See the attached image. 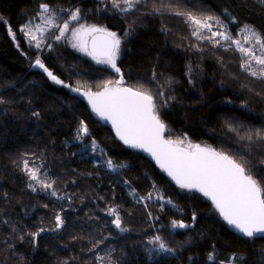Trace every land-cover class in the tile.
I'll return each instance as SVG.
<instances>
[{"label":"trees","instance_id":"obj_1","mask_svg":"<svg viewBox=\"0 0 264 264\" xmlns=\"http://www.w3.org/2000/svg\"><path fill=\"white\" fill-rule=\"evenodd\" d=\"M42 3L57 14L80 9L122 35L120 73L60 42L27 46L19 28ZM178 12L218 17L219 29L230 35L249 26L264 37V0H143L130 12L114 9L110 0H0V264H100L97 254L104 264L109 258L111 264H264V238L231 228L209 198L184 192L149 157L120 144L79 93L32 67L38 57L80 93L101 91L122 75L121 87L154 96L166 139L258 162L264 141L254 134L264 132V80L241 70L248 58L234 46L192 36L193 25ZM81 122L87 135L79 134ZM249 132L253 141L241 139ZM25 161L54 182L53 189L34 187ZM149 193L151 200L137 202ZM111 207L128 231L110 223ZM57 214L64 221L59 229ZM172 221L192 227L173 229ZM156 235L173 251L149 244Z\"/></svg>","mask_w":264,"mask_h":264},{"label":"snow or ice","instance_id":"obj_2","mask_svg":"<svg viewBox=\"0 0 264 264\" xmlns=\"http://www.w3.org/2000/svg\"><path fill=\"white\" fill-rule=\"evenodd\" d=\"M142 2L143 0H110L111 6L121 12H130ZM122 5L123 7H121ZM40 9L41 11L37 13V16L41 18L40 24L33 25L29 21L20 28L24 36L35 41L36 48L41 47L46 31L43 25H47L48 28L55 27L58 30V34L53 37L56 41L64 39L66 34L71 32V36L76 41L72 44L73 48H78L91 56L97 64L107 65L120 73L121 70L117 67L116 61L119 57L122 40L115 32L96 25L85 24H80L79 28H70L72 21L80 19V9L72 11L62 24L55 22L48 4H40ZM45 14L48 15L45 16ZM176 14L187 16L188 22L194 26L191 34L198 40H215L216 45L220 44V39L229 40V36L225 32L212 31L213 25L209 21L215 20L217 24H220L218 17L207 16L200 19L191 13L178 12ZM0 22H3L2 18H0ZM221 27H223L222 24ZM203 30H207L211 35H203ZM245 30L251 34L255 44L259 45L261 52L264 53V37L249 26H245ZM9 34L14 38L11 29H9ZM87 36L92 37L91 50H89L88 40L85 39ZM216 37L220 39H215ZM245 41H248V37L245 38ZM233 43L237 45L238 51L250 57L249 60L241 63V70L248 71L249 75L264 80V54L256 55L253 48L242 47L239 41H233ZM48 47L50 48L51 44ZM253 61L260 66L259 70L252 68ZM35 66L42 69L55 84L70 87L71 91L77 93L81 92L80 87L72 88L70 85H66L39 58L35 60ZM122 84L123 76L121 75L120 79L115 82L105 81L103 91L91 92L89 90L84 91L82 95L88 98L92 110L98 116L112 123L117 137L124 144L149 152L181 189L195 190L209 198L223 220L244 237L259 236L264 238V156L260 157L258 162H253L251 159L238 162L228 154L201 147L199 144L188 143L184 147L183 139H166V125L158 115L154 96L147 90L121 87ZM158 95L162 97L164 94L160 92ZM87 133V126L81 122L79 134L87 135ZM254 135L255 140L264 141V132L256 131ZM241 139L253 141V134L249 132L246 137H241ZM93 147H96L94 141ZM24 167L31 181H36L45 190L53 189L54 182L41 179L38 168L29 169L27 161H25ZM107 167L114 168L111 160L107 161ZM252 173H255V176ZM29 187L33 186L30 184ZM33 191H35L34 187ZM51 194L55 196L56 192L53 190ZM136 199L137 202L145 199L151 200L152 194L149 193L147 197H137ZM159 199L162 200L163 197H159ZM167 203L170 204L171 201H167ZM107 215L113 217L110 223L116 229L120 232L128 231L123 227L120 212L116 207L108 208ZM149 218L151 219V213H149ZM192 219L195 221V214ZM55 220L57 229L63 226L64 221L59 214L56 215ZM171 227L185 229L191 225L185 224L183 221H172ZM40 231L43 232L44 229H40ZM31 235L35 238L39 233ZM101 243L103 240L97 241L88 250L94 251ZM148 243L155 245L157 251H173L163 242L160 235H156ZM261 257L264 261V253H261ZM95 259L100 264H104L105 256L97 254ZM208 259L214 260V255L210 253ZM232 259L234 258L230 257L229 261ZM64 264L67 262L65 261ZM109 264H111L110 258ZM220 264H226V262L220 261Z\"/></svg>","mask_w":264,"mask_h":264},{"label":"rangeland","instance_id":"obj_3","mask_svg":"<svg viewBox=\"0 0 264 264\" xmlns=\"http://www.w3.org/2000/svg\"><path fill=\"white\" fill-rule=\"evenodd\" d=\"M123 7V5L121 6ZM76 10V9H75ZM41 11V9L39 8L38 10H35L33 13H30L29 15H26L25 19L24 20V24L31 21L33 25L35 24H40L41 23V18L37 16V13H39ZM68 11V10H67ZM62 12V13H54L52 11V14L54 16V19H55V22L57 24H62L64 22L65 19H67L69 17V13L68 12ZM74 11V10H73ZM119 11V10H118ZM121 12V11H120ZM48 14H45V16H47ZM209 23H211L213 25L212 27V31L215 32V31H223L225 32L228 36H229V40L225 41V40H222L220 39L219 37H216L215 39H220V45L222 46H227V45H231V46H234L236 49H237V45L233 43V41H239L240 42V45L242 47H246V48H253V51L255 52L256 55H262L264 53L261 52L260 50V46L259 45H256L255 44V40L254 38L251 37V34L249 32H247L245 30V27L241 28L236 34H228L226 32V29H219V24L216 23L215 20H212V21H209ZM23 24V25H24ZM80 24H85V25H96L97 27H101V28H105L103 23L97 18V17H94L93 15L89 14V13H85V14H81L80 13V19L78 21H72L71 24H70V28H79ZM21 25L20 28L23 26ZM43 27H45L46 31H45V34L42 38V42L43 44H41V47H44L46 44H49V43H57V42H60V43H63L69 50H71V52H74L75 54H78V55H81L85 58H88L92 61V63L97 66V67H105V68H110L108 67L107 65H103V64H97L91 56H88L86 53L80 51L78 48H73L72 47V44L75 43L76 41L73 39V37L71 36V32L67 33L65 38L60 40V41H56L53 37L55 34H58V30L53 27V28H48L47 25H43ZM194 27V26H193ZM20 28H19V32H20V35L21 37L23 38L24 40V43L27 45V46H30L33 48V50H37L38 48L35 47V41H31L29 38H27L26 36H24V34L20 31ZM106 29V28H105ZM113 32V31H111ZM116 33V32H115ZM202 33H205L207 34L208 36L211 35L210 32H208L207 30H203ZM117 34V33H116ZM37 35L39 36V33H37ZM118 35V34H117ZM121 40H122V43H121V48H120V53H119V57L122 53V48H123V43H124V37L122 35H118ZM90 36H87L85 37V39L88 40ZM248 37V41L246 42L245 41V38ZM240 52V51H239ZM118 57V58H119ZM248 58V60L250 59V57L246 56ZM38 58V57H37ZM36 58V59H37ZM117 58V60H118ZM35 59V60H36ZM35 60L34 62L32 63V67L35 65ZM255 66V68L257 70H259V65H256L255 62L253 61L252 62ZM51 81V80H50ZM53 82V81H51ZM54 83V82H53ZM59 85V84H58ZM188 143H184V147L187 146ZM42 176H44V174L42 172H40V178L42 179ZM33 183H35V186L36 188H41L40 185L36 182V181H33ZM185 190L184 192H188L189 190L187 189H183ZM194 191V190H193Z\"/></svg>","mask_w":264,"mask_h":264},{"label":"water","instance_id":"obj_4","mask_svg":"<svg viewBox=\"0 0 264 264\" xmlns=\"http://www.w3.org/2000/svg\"><path fill=\"white\" fill-rule=\"evenodd\" d=\"M98 35V34H97ZM91 39H92V37L90 36L89 38H88V44H89V50H91ZM101 91H103V90H101ZM71 92H73V91H71ZM79 96L86 102V104L88 105V107H89V109H90V111L92 112V114H93V116L97 119V120H99L105 127H107L110 131H111V133L115 136V138L117 139V141L120 143V144H122L124 147H127V148H130V149H133V150H135V151H138V152H140V153H142V154H144V155H146L147 157H149L157 166H158V168L171 180V181H173L175 184H176V182H175V180H173L172 179V177L171 176H169L168 175V173L164 170V169H162L161 167H160V165L157 163V161H156V159L149 153V152H147V151H145V150H143V149H140V148H133V147H130V146H128V145H126V144H124L123 143V141H121L118 137H117V135H116V132H115V129L113 128V125H112V123L110 122V121H108V120H104V119H102L100 116H98L93 110H92V106H91V104L89 103V100H88V98L86 97V96H84V95H82V93H79ZM186 224V223H185ZM191 225V227H192V224H190ZM191 227H189V228H191ZM231 227V226H230ZM232 228V227H231ZM234 229V228H233ZM235 230V229H234Z\"/></svg>","mask_w":264,"mask_h":264}]
</instances>
